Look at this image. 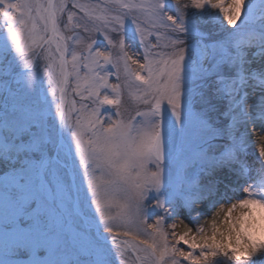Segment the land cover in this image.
<instances>
[{
  "label": "snow or ice",
  "instance_id": "obj_1",
  "mask_svg": "<svg viewBox=\"0 0 264 264\" xmlns=\"http://www.w3.org/2000/svg\"><path fill=\"white\" fill-rule=\"evenodd\" d=\"M0 264H264V0H0Z\"/></svg>",
  "mask_w": 264,
  "mask_h": 264
},
{
  "label": "bare ground",
  "instance_id": "obj_2",
  "mask_svg": "<svg viewBox=\"0 0 264 264\" xmlns=\"http://www.w3.org/2000/svg\"><path fill=\"white\" fill-rule=\"evenodd\" d=\"M181 219H184V215L182 214L179 218H177L176 220H175V222L177 223V225H178V227H177V229H176V231L177 232H182V231H184L185 229H184V224H181L180 223V220ZM210 218L209 217H205L204 219H202L201 221H200V223L201 224H204L205 225V227H206V230H208L207 229V225H208V220H209ZM187 220H185L184 222H186ZM181 246H183V245H181Z\"/></svg>",
  "mask_w": 264,
  "mask_h": 264
},
{
  "label": "rangeland",
  "instance_id": "obj_3",
  "mask_svg": "<svg viewBox=\"0 0 264 264\" xmlns=\"http://www.w3.org/2000/svg\"><path fill=\"white\" fill-rule=\"evenodd\" d=\"M185 223H188V221H186ZM189 226H191V225H189ZM183 247H185V249H186V246H183Z\"/></svg>",
  "mask_w": 264,
  "mask_h": 264
}]
</instances>
